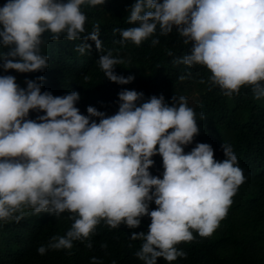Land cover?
Segmentation results:
<instances>
[{"label":"clouds","instance_id":"clouds-1","mask_svg":"<svg viewBox=\"0 0 264 264\" xmlns=\"http://www.w3.org/2000/svg\"><path fill=\"white\" fill-rule=\"evenodd\" d=\"M104 2L5 0L0 6V70L47 69L48 57L41 53L44 33L52 41L61 35L80 40V54L91 51L87 41L101 50L99 26L86 31L82 7ZM127 12L132 26L113 29L120 44L138 46L157 27L160 35L175 28L190 44L176 63L206 66L210 81L225 95L250 86L255 98L264 97V0H134ZM123 62L111 51L98 58L104 77L118 85L134 79L114 71ZM42 80L25 78L20 87L15 76L0 75V222L19 221L29 209L56 217L68 212L69 229L39 246L43 255L86 240L101 220L111 228L124 224L135 229L148 216L147 231L130 236L143 241L135 253L143 264H156L157 257L167 262L184 258L177 244L193 240V231L202 237L213 233L245 177L230 145L222 144L221 161L208 143L183 151L199 132L185 97H173L168 104L162 94L143 99L142 92L122 89L114 114L87 106L85 115L75 106L77 91L54 96L41 91ZM29 111L42 114L30 119ZM157 154L163 167L159 177L149 171ZM150 203L156 206L152 210ZM90 264L101 262L93 256Z\"/></svg>","mask_w":264,"mask_h":264},{"label":"trees","instance_id":"trees-1","mask_svg":"<svg viewBox=\"0 0 264 264\" xmlns=\"http://www.w3.org/2000/svg\"><path fill=\"white\" fill-rule=\"evenodd\" d=\"M4 2L0 0V6ZM133 2L105 0L103 5L82 7L87 17L86 31L90 32L93 25L99 26L101 50L97 51L94 42L87 41L91 51L80 54L76 51L80 40H67L61 35L52 41L44 33L41 53L48 57L47 69L29 73L0 70V75L15 76L20 87L24 86L25 78L42 76L41 91L47 90L54 96L77 91L80 99L75 106L85 115L87 106H94L106 115L114 114L118 109L117 93L122 89L142 92L143 99L162 94L168 104L173 97L177 100L185 97L187 106L196 114L199 132L183 151H190L197 142L208 143L214 158L221 161L225 158L222 144L230 145L245 180L231 197L226 216L211 235L202 237L193 231V240L176 245L186 257H177L172 262L157 257L156 264H264V97L255 98L250 86H241L236 93L225 95L210 81L211 73L206 66L176 63L177 58L189 51L190 44L183 43L184 38L175 28L168 35H160L157 27L153 36L138 46L129 41L120 44L119 32L114 33L113 29L132 26L126 21L127 8ZM153 39L159 42L152 45ZM109 51L124 61L114 71L123 76L131 74L134 79L130 83L118 85L104 77L98 58ZM189 96L195 97V106ZM40 114L29 111L28 118ZM94 119L98 122V118ZM152 159L154 164L149 171L159 177L163 171L162 158L157 154ZM155 207L154 203L149 204V210ZM69 215L68 212L59 217L45 212L33 214L29 209L19 221L0 222V264H90L93 256L101 264H111L113 260L116 264H143L135 256L143 241L130 236L133 232L147 231L148 216L141 217V224L135 229L124 224L111 228L101 220L93 234L86 240L73 241L70 249H47L43 255L39 254V246L47 245L52 236H63L69 229L73 222ZM88 241L90 248L85 246Z\"/></svg>","mask_w":264,"mask_h":264},{"label":"rangeland","instance_id":"rangeland-1","mask_svg":"<svg viewBox=\"0 0 264 264\" xmlns=\"http://www.w3.org/2000/svg\"><path fill=\"white\" fill-rule=\"evenodd\" d=\"M190 98H189V101L191 102V104H192V106H195V104H196V99H195V97L194 96H189Z\"/></svg>","mask_w":264,"mask_h":264}]
</instances>
